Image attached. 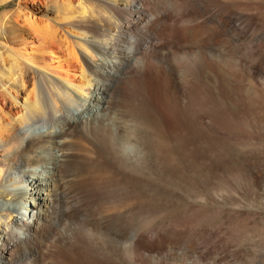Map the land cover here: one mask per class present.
<instances>
[{
	"label": "bare ground",
	"instance_id": "bare-ground-1",
	"mask_svg": "<svg viewBox=\"0 0 264 264\" xmlns=\"http://www.w3.org/2000/svg\"><path fill=\"white\" fill-rule=\"evenodd\" d=\"M9 1L0 0V5ZM33 1L53 5L52 17L45 13L44 18H37L33 12H26L17 15L14 23L0 24V156L9 157L0 171V264H22L25 260L37 264L49 242L54 246H71L88 258L97 254L102 264H136L134 261L139 257H134L133 261L128 257L130 254L125 256L122 252L141 249L138 252L147 260L145 264L152 262L151 258L169 264L171 253L167 251L171 247L199 249L200 246L192 248L191 243L181 242H193V239L207 242L208 249L215 251L218 258L232 259L241 255L236 242L233 244L226 239V231L220 228L195 229L189 225L180 229L181 225L177 228L174 223V226L165 223L164 230L151 225L142 228L133 215L165 212L174 206L172 199H182L177 190L178 199L175 200L176 190L175 195L173 189L170 191L174 185L187 193H199L215 185L217 180L216 184L223 181L224 173L244 172L249 179L257 175L261 180L260 187L256 188L264 193V130L257 127L255 117L250 115L249 122H245L247 132L244 138L241 136L243 140H239L246 151L242 156L244 167H239L241 171L238 172L229 153L237 140L230 132L233 129H228L231 109L225 99L217 100L215 91L212 92L200 78L205 67L212 70L219 63L214 57L203 56L208 50L232 51L240 55L239 63H246L256 74L262 73L263 82L253 90H258L256 96L260 98V105L251 110L264 107V0ZM243 7H247L248 12H244ZM166 24L180 25L175 39L168 38L171 32L167 31ZM59 44L64 45L63 55L77 60V65L57 53ZM176 46H189V50L194 46V49L187 56L172 59ZM48 58L57 63L53 65ZM188 75L193 78L188 80ZM133 78L140 80L143 91L139 96L130 97L124 92V85ZM237 80L236 88L240 91L246 82L242 83L239 77ZM171 89L183 96L179 103L170 99ZM224 91H221L222 97L230 101L229 94ZM239 94L238 102L247 105L249 96L243 92ZM250 98L253 100L255 96ZM147 127L161 129L167 134L184 164L181 172L175 169L177 166L168 167L163 162L167 167L150 165L144 168L146 174L129 171L130 181L126 183L118 179L100 183L87 178L90 173H86L88 161L84 157L91 153L93 146L112 160L129 164L134 161L132 141H138L140 147L148 151ZM106 138L111 142L106 143ZM156 170L162 176H157ZM162 179L173 186L166 185V188L163 186L166 183L161 184ZM246 190L252 199L256 192L260 193L251 187ZM181 193L183 196L184 192ZM127 199L134 200L132 208L129 206L119 214H114L113 209L112 212L105 210L107 205ZM258 203L245 205L241 201L234 214L248 224L260 222L264 230V203ZM64 223L67 227L62 229ZM87 224L100 228L105 240L99 242L83 235L80 226L87 227ZM146 226L148 228L144 229ZM123 239L126 248L120 251L118 246L122 243L117 244ZM157 248L160 251L153 254ZM201 252L202 255L206 253L205 250Z\"/></svg>",
	"mask_w": 264,
	"mask_h": 264
},
{
	"label": "rangeland",
	"instance_id": "rangeland-1",
	"mask_svg": "<svg viewBox=\"0 0 264 264\" xmlns=\"http://www.w3.org/2000/svg\"><path fill=\"white\" fill-rule=\"evenodd\" d=\"M19 1H22V3H19ZM38 3V4H37ZM44 5V6H43ZM48 6V8H47V10H46V7ZM50 8V9H49ZM53 8V5H50V4H43V3H39V2H35V1H33V0H27V1H25L24 2V0H11V1H9V2H7V3H5V4H2V5H0V24H10V23H14V21H15V17L17 16V15H19L20 13L21 14H27L28 12H33L34 14H35V16L37 17V18H44V14L46 13V14H49V15H51V17H52V11L54 10H52L51 11V9ZM42 9V10H41ZM242 9V8H241ZM29 10V11H28ZM244 12L246 11V12H248V8L247 7H243V9H242ZM24 11V12H23ZM47 11V12H46ZM51 13H50V12ZM27 12V13H26ZM41 16V17H40ZM19 24H22V22H19ZM171 25V26H170ZM179 24H177V25H174V24H166V26H168L167 27V31L168 32H171V33H169L170 35H169V37L168 38H174L175 39V35L178 33L177 31H179L180 30V25L178 26ZM174 26H176V27H174ZM178 26V27H177ZM170 27V29H168ZM172 27V28H171ZM173 28H175V29H173ZM177 29V30H176ZM175 31V32H174ZM167 32V33H168ZM175 36V37H174ZM191 38H193L192 36H191ZM58 48H56V50H57V53L58 54H60V55H62L63 57H65L67 60L69 59V61L70 62H72L73 61V63H75L76 65H77V60H71V56L70 57H68L67 55H63V53H64V45H62V44H59L58 46H57ZM184 48H185V50H184ZM182 47V46H176L175 48H173V50H175L176 51V55L174 54V58H172V59H176V58H180V57H182V56H187L188 54H190V51L191 50H193L194 49V46H191L190 47V50L188 49L189 48V46L187 47ZM187 48V49H186ZM193 48V49H192ZM60 49H61V51H60ZM59 51V52H58ZM170 51V50H169ZM182 51H185V52H182ZM216 51V52H215ZM60 52H62V54L60 53ZM188 52V53H187ZM220 52V50H213V51H210V50H208V52H206L207 54H204V53H202V55L204 56V57H206V58H210V59H213V57L214 58H216V60L219 62L218 63V65L216 66V68H214V69H212V70H210V68H207V67H205L204 68V71H201V73H200V78H201V80H202V82L205 84V85H207V86H209L210 88H211V91L212 92H214V94L216 95L215 96V98L217 99V100H226V103H227V105L229 106V108L231 109V113H229L228 114V116H229V118H228V121L230 122V127L228 128L229 129V131H230V129L233 131H230L231 132V134L232 135H234L236 138H237V140H236V142H234L235 144H234V146L233 145H231V147L229 148V153H230V156H231V158H232V160H231V163H232V165L235 167L236 166V168H239V167H244V165L243 164H245V162L243 161V155H244V153L243 152H245L246 150H245V146H244V143L242 142V140H243V138H244V136H245V134H246V132H247V128L245 127V126H247V124H245V122L247 121V123L249 122V116L251 115V116H254L255 117V121H256V124H258L257 125V127L259 128V129H263L264 130V119H263V117H264V107L262 108V107H258L259 109L257 110V108H255V111L254 112H257V113H255L254 114V112H253V110H251V108H253V106H255V105H260V98L258 99V97L256 96V94H257V92H258V90H257V92H256V90L255 91H253L254 89H257L259 86H260V84L263 82V75H262V73H257L256 74V71H252V70H250L251 68H249V67H247L248 65L246 64V63H243V62H241L240 61V63H239V58H240V55H238V54H236V53H234V52H232V51H229V52H227V51H221L220 53H219V55H218V53ZM222 52H223V54H222ZM181 55H180V54ZM211 53V54H210ZM212 53H213V55H212ZM216 53V54H215ZM185 54V55H184ZM230 54V55H229ZM232 54V55H231ZM178 55H180V56H178ZM206 55V56H205ZM208 55V56H207ZM209 55H210V57H209ZM226 55V57L224 58L223 56H225ZM216 56V57H215ZM219 56V57H218ZM229 56V57H228ZM212 57V58H211ZM233 57V58H232ZM50 58V57H49ZM48 58V59H49ZM73 58V57H72ZM52 59V58H51ZM229 59V60H228ZM237 60V62H236V60ZM224 60V61H223ZM222 61V62H221ZM227 61V62H226ZM232 62V63H234V64H232V63H229V62ZM49 62H52L50 59H49ZM57 63V62H56ZM55 62H52V64L53 65H55L56 64ZM222 63V64H221ZM224 64V65H223ZM237 64V65H236ZM221 65V66H220ZM235 65V66H234ZM240 66V68H239V66ZM244 65V66H243ZM247 65V66H246ZM225 66H226V68H225ZM230 66H232V67H230ZM238 66V67H237ZM242 66H243V68H245V69H242ZM222 67V68H221ZM207 68V69H206ZM224 68L226 69V70H224ZM228 68H229V70H228ZM238 68H239V70H238ZM247 68H249V69H247ZM206 69V70H205ZM217 69L218 70H220L219 71V73L217 72ZM231 69H233V70H231ZM239 71H237V70ZM241 69L242 70H245V71H241ZM213 70H214V72H213ZM247 70H249V71H251V72H249V71H247ZM211 71V72H210ZM226 71V72H225ZM234 71H235V73H234ZM242 72V76L240 77V75H241V72ZM207 72V73H206ZM248 72V73H247ZM221 73H224V74H221ZM227 73V74H226ZM240 73V74H239ZM246 73V74H245ZM208 74V75H207ZM213 74V75H212ZM233 74H234V77H233ZM237 74H239L238 75V77L239 78H241L242 80V83H245V84H243V86H242V89L239 91V89L238 88H236L237 87V82H238V80H237ZM259 74V75H258ZM206 75V76H205ZM210 75V76H209ZM232 75V76H231ZM256 75H258V77L256 76ZM189 76V75H188ZM225 76V77H224ZM213 77H215V78H213ZM220 77H222V78H220ZM236 77V78H235ZM246 77V78H245ZM250 77H251V79H250ZM252 77H254L253 79H252ZM190 79V78H193V76L192 75H190L189 77H187V79ZM203 78H204V80H203ZM208 78V79H207ZM220 78V79H219ZM223 78H225L226 79V81H228V82H224L225 81V79H223ZM231 78V79H230ZM235 78V79H234ZM245 78V79H244ZM257 78H259V79H257ZM137 79V80H136ZM188 79V80H189ZM218 79V80H217ZM229 79V80H228ZM136 82H135V81ZM191 80V79H190ZM213 80V81H212ZM232 80V81H231ZM235 80V81H234ZM251 80H253V81H251ZM256 80V81H255ZM130 82V84L129 83H126V84H128V85H124L125 87H124V92L127 94V96H130V97H133V96H139L140 95V93H142V91H143V85L140 83V80H138V78H133V79H131V80H129ZM131 81L133 82L132 84H131ZM216 81V82H215ZM244 81V82H243ZM250 81V82H249ZM259 81V82H258ZM262 81V82H261ZM235 82V83H234ZM253 82V83H252ZM256 82V83H255ZM214 83V84H213ZM217 83H219V85L217 84ZM221 83H223V84H221ZM253 84H256L255 86L253 85ZM252 85H253V87H252ZM129 86V87H128ZM212 86H214L215 87V89L216 90H214L213 89V87ZM224 86H226V87H224ZM251 86V87H250ZM258 86V87H257ZM136 88V89H135ZM138 88V89H137ZM222 88V89H221ZM233 88H234V90H233ZM228 89V90H227ZM235 89H237V90H235ZM126 90V91H125ZM225 90V91H224ZM228 92H227V91ZM231 90H233V91H231ZM217 91V92H216ZM221 91H224L225 93H227V94H229V99H230V101H227V99L225 98V97H222L223 95H222V92ZM235 91V92H234ZM173 92V93H172ZM244 93V94H246V95H248L249 96V102H248V100H247V105H245L244 106V104H241V103H239L238 102V100H239V98H240V94L239 93ZM177 91L175 90L174 91V89H171V91H170V93H169V97H170V99L171 100H173V102H175V103H179L180 102V100H182V98H183V96L180 94V93H177ZM237 96H236V95ZM251 94V95H250ZM132 95V96H131ZM219 95V96H218ZM234 95V96H233ZM254 97L255 96V98H253V100H252V98H250V97ZM234 97V98H233ZM219 98V99H218ZM236 98V99H235ZM238 98V99H237ZM235 99V100H234ZM257 99V100H256ZM220 100V101H221ZM179 101V102H178ZM252 101V102H251ZM254 101V102H253ZM237 102H238V104H237ZM234 103V104H233ZM229 104H231V105H229ZM249 104V105H248ZM239 105H241V106H239ZM239 106V107H238ZM232 107V108H231ZM241 107H242V109H241ZM243 107H245V108H243ZM247 108V109H246ZM249 108H250V110H249ZM260 108H262V109H260ZM240 109V110H239ZM236 110H238V111H236ZM245 110H247V111H245ZM260 110V111H259ZM252 112V113H250V112ZM234 112V113H233ZM241 112V113H240ZM249 112V113H248ZM233 113V114H232ZM237 113V115H235ZM240 113V114H239ZM259 113V114H258ZM254 114V115H253ZM256 114H257V117H256ZM245 115V116H244ZM258 115H260V118L262 119H260L259 118V116ZM261 115H262V117H261ZM248 117V118H247ZM245 119V120H244ZM242 120V121H241ZM258 121H260V122H258ZM258 122V123H257ZM262 123V124H261ZM236 124V125H235ZM263 126V128H260V127H262ZM250 126V125H249ZM148 129H147V131H148V139H149V146H148V151H146L145 149H142L141 147H140V144H138V141H135L134 140V143H133V141H132V147H133V152H132V158H134V161H132V162H130L129 164H128V161H123V162H121V161H115V160H112V158L109 156V155H107L106 153H104L101 149H99V148H97V147H94L93 146V150L91 151V153L90 154H88L86 157H84V158H86V160L88 161V168H87V171H86V173H90V174H87V178L88 179H90V180H92V181H97V182H100V183H104V182H108V181H111V180H119V181H123L124 183H126V182H129L130 180H128V172L130 171V173H133L134 172V174H137L138 175V173L139 174H146V172H144V170L146 169V167H150V165L151 166H154V167H156V165L158 166V167H162V166H164V167H167V165H168V167H175V166H177V167H175V169L176 170H178V168H179V171L181 172V168H184V164L182 163V160L178 157V155L175 153V150H174V147H173V145H172V142L170 141V139L169 138H167V134L165 133V132H163V130H161V129H157V128H155V130H154V128L153 127H147ZM153 128V129H152ZM243 129H245V130H243ZM83 130V132L85 131V127L82 129ZM158 130V131H157ZM160 131V132H159ZM159 132V133H158ZM241 134V135H240ZM153 137H152V136ZM244 135V136H243ZM151 136V137H150ZM239 136L241 137V138H239ZM240 139H242L240 142L241 143H243V144H241L240 142H239V140ZM110 139L108 138H106V140H105V142L106 143H109V142H111V141H109ZM161 142H160V141ZM92 141H90V143H91ZM151 142V143H150ZM165 142V143H164ZM94 142H92V144H93ZM154 143V144H153ZM157 143V144H156ZM239 143V144H238ZM151 144H153V145H151ZM170 144V145H169ZM239 145V146H238ZM240 145H242V146H240ZM151 147H152V149H151ZM233 147V148H232ZM95 148H96V150H95ZM141 148V149H140ZM156 148V149H155ZM242 148V149H241ZM244 148V149H243ZM140 150V151H139ZM155 150V151H154ZM235 150V151H234ZM138 152V154H137V152ZM149 152V154H147ZM102 153V154H101ZM145 153H146V155H145ZM160 153V154H159ZM142 154V155H141ZM153 154V155H152ZM93 155V156H92ZM107 155V156H106ZM141 155V156H140ZM139 156V157H138ZM162 157V158H161ZM8 156H0V171L2 170V164L3 163H6V162H8ZM148 158V159H147ZM160 158V159H159ZM4 159V160H3ZM106 159V160H105ZM139 159H141V160H139ZM90 160H91V162H90ZM94 160H95V162H94ZM145 160V161H144ZM149 160V161H148ZM161 160H164V161H161ZM169 160V161H168ZM180 160V161H179ZM239 160V161H238ZM148 161V166L146 165V162ZM155 161H156V163H155ZM158 161V162H157ZM114 162V163H113ZM115 162L117 163V164H115ZM120 162V163H119ZM152 162V163H151ZM162 162V163H161ZM165 164H167V165H165ZM170 162V163H169ZM181 162V163H180ZM90 163V164H89ZM134 163V164H133ZM145 163V164H144ZM155 163V164H154ZM162 164V165H160V164ZM169 163V164H168ZM128 166H127V165ZM90 165H92V166H90ZM117 165H119V166H117ZM135 165H136V167H135ZM144 165V166H143ZM183 165V166H182ZM240 165V166H239ZM90 166V167H89ZM180 166H182V167H180ZM130 167V168H129ZM90 168V169H89ZM134 168V169H133ZM139 168V169H138ZM140 168H141V170H140ZM143 168V169H142ZM145 168V169H144ZM241 168H239L237 171L239 172V171H241ZM129 169V170H128ZM136 169H137V171H136ZM88 170L90 171V172H88ZM133 170H135V171H133ZM138 170H140V171H138ZM184 170V169H183ZM123 171H125V172H123ZM137 172V173H136ZM95 173V174H94ZM123 173H124V175H123ZM126 173V174H125ZM128 173V174H127ZM159 173V174H158ZM158 173H157V170H156V175L157 176H159L160 177V171H158ZM225 174H227V173H224L223 175L224 176H222L223 177V181H220L218 184H216L217 182H218V180L215 182V185H214V183H213V185H211L210 187L212 188H210V190H213V191H210V190H206V189H204V191H205V193H203L204 191L203 190H201V191H199V193L198 192H196V193H187L186 191H183V190H180V188H178L176 185H174L175 186V188H173L174 186L172 185V184H169V185H167V183H166V180L167 179H162L161 180V184L163 185V183H166L165 185H163V186H170L169 188H171L172 186V188L170 189V191L172 190V193L174 194L175 193V190H176V195L174 196V198H175V200H176V198L178 199V197L179 198H182V199H178V200H176V201H174V199H172L173 197H171L173 194L171 193L170 194V199H172L173 200V202L175 203L174 204V206H172L171 208H169V209H167V210H165V212L163 211V212H161V213H158V214H156V215H146V216H141V215H137V214H134L133 215V219L134 220H136L139 224L141 223V227L143 228L145 225H151L150 227H152V228H154V229H159V230H161V229H163L164 230V228L166 229V227L167 226H174V224H175V227H177V228H179V226H180V229H181V227H185V226H191V227H193V228H195V229H201L200 227H202L203 229H205V228H213V226L214 227H217V228H220L221 230H224V231H226V236H225V238L226 239H228V240H230L233 244H235V242H236V246L237 247H239L238 249L239 250H241L240 252H239V254L241 253V255H238V257H236V258H232V259H229V258H227V257H224L223 259H221V258H218L217 256H216V253H215V251H213L212 249H208V244H207V242H205V241H202V239L201 240H198V239H193L192 241L193 242H186V241H183V240H181V242L182 243H191V247L192 248H197L198 246H200L201 247V245H202V248H200L199 247V249L198 250H196V251H193L192 249H190L189 247L188 248H179V247H171L170 249H169V252L167 251V253H171L170 254V259H169V261H168V263L169 264H183V263H187L189 260V264H214L215 263V261H216V263L215 264H256V262H257V264H258V262H259V264H264V251H262V250H264V230H263V224H261L260 222H255V223H253V224H248L246 221H244V220H242V219H237L236 218V215L234 214L237 210H238V208H236V207H238V205L239 204H241V201H242V204H247V205H257V203L258 204H260L261 202L262 203H264V193L262 194V192L263 191H261V190H258V188H256V187H260V180L261 179H259L258 178V176L256 175V178H255V176H253V177H250V179H251V181H249L250 179H249V177L243 172H239V173H237L236 172V174H234L233 172L232 173H230V174H227L228 175V177H226L225 176ZM90 175V176H89ZM94 175V176H93ZM154 177L156 176L155 174H152ZM229 175H230V177H229ZM244 175V176H243ZM98 176V177H97ZM100 176V177H99ZM124 176H126V177H124ZM162 176V175H161ZM92 177H94V178H92ZM100 178H102V179H100ZM126 178V179H125ZM244 178V179H243ZM252 178H255V179H252ZM257 178H258V180H257ZM94 179V180H93ZM108 179V180H107ZM105 180V181H104ZM155 180H156V178H155ZM225 180H227V183H226V181ZM253 180V181H252ZM256 180V181H255ZM121 181V182H122ZM157 181V180H156ZM225 181V182H224ZM240 181V182H239ZM158 182V181H157ZM156 182V183H157ZM230 182V183H229ZM247 182V183H246ZM252 182V183H251ZM257 182H258V184L259 185H257ZM224 183V185L225 186H223L222 184ZM234 183V184H233ZM248 183H249V185H248ZM256 183V184H255ZM220 184H221V186H220ZM227 184H228V186H229V184H231V186H234V187H232L233 188V192H232V188H231V186H229V187H227ZM251 184V185H250ZM217 185V186H216ZM245 185V186H244ZM167 186H166V188H167ZM215 186L218 188H215ZM219 186V187H218ZM223 186V187H222ZM213 187H214V189H213ZM220 187H222V188H220ZM227 188V190H226V188ZM248 187H251V188H255L256 190H258V191H260V193H257L256 192V196H255V198H253L252 199V197L251 196H249L246 192H247V190H246V188H248ZM168 188V189H169ZM229 188H230V190H229ZM242 188H244V190L242 189ZM219 189H221V190H219ZM242 189V190H241ZM177 190H178V194L179 195H181V196H178V194H177ZM217 190H219L220 192H218ZM235 190H238V191H235ZM180 191L181 192H184L183 193V196H182V193L180 194ZM230 191V192H229ZM200 192H202V194H204V195H202ZM207 192V193H206ZM211 192V193H210ZM212 192H215V195H216V197H215V195L214 194H212ZM224 192H225V194H224ZM231 195L232 193H233V195L232 196H228V193ZM237 192V193H236ZM198 193V194H197ZM219 193V194H218ZM221 193V194H220ZM226 193H227V195H226ZM234 193H236V194H234ZM240 193V194H239ZM186 194V195H185ZM194 194V195H193ZM201 194V195H200ZM209 194V195H208ZM212 194V195H211ZM238 194V196H236ZM257 194H258V196H257ZM189 195H190V197H189ZM195 195H196V197H195ZM217 195H219V196H217ZM222 195H224V196H222ZM225 195L227 196V197H225ZM239 195H243L242 197L241 196H239ZM178 196V197H177ZM192 196V197H191ZM202 196V197H201ZM208 196V197H207ZM209 196H211V198L209 197ZM213 196V197H212ZM222 196V197H221ZM234 196H236V198L234 197ZM246 196H247V198H246ZM169 197V196H168ZM194 197V198H193ZM200 197V198H199ZM206 197L208 198V199H206ZM219 197H220V199H219ZM235 198V200H234V198ZM244 197V198H243ZM221 198L223 199V200H221ZM231 198H233V199H231ZM263 198V199H262ZM193 199V200H192ZM196 199V200H195ZM209 199H211V200H209ZM228 200V202H227V200ZM231 199V200H230ZM205 200V201H204ZM214 200V201H213ZM221 200V201H220ZM225 200V202L223 203V201ZM230 200V201H229ZM260 200H261V202H260ZM263 200V201H262ZM183 203H182V202ZM232 201V202H231ZM237 201V202H236ZM239 201V202H238ZM253 201V202H252ZM231 202V203H230ZM237 204H236V203ZM245 202V203H244ZM118 203V204H117ZM117 203H112V205L111 204H109V205H107L106 207H105V210L107 211V210H110L111 212H112V209H113V212H114V214H119V213H121V212H124L125 210H127V209H129L130 207L129 206H131V208H132V206L134 205V200H129V199H127V200H123V201H120V202H117ZM122 203V204H121ZM194 203V204H193ZM228 203H230V204H228ZM239 203V204H238ZM250 203V204H249ZM252 203V204H251ZM130 204V205H129ZM232 204V205H231ZM245 204V205H246ZM230 205V206H229ZM117 206V207H116ZM233 206V207H232ZM121 207V208H120ZM201 208V209H200ZM124 209V210H123ZM118 210V211H117ZM230 210V211H229ZM215 211V212H214ZM232 211V212H231ZM117 212V213H116ZM119 212V213H118ZM189 212V213H188ZM230 212V213H229ZM196 213V214H195ZM229 213V215L228 216H226L227 214ZM189 215V216H188ZM225 215V216H224ZM151 216V217H150ZM154 216V217H153ZM159 216V217H158ZM182 216H184V217H182ZM192 216V217H191ZM176 217V218H175ZM226 217V218H225ZM229 217V218H228ZM143 218V219H142ZM151 218V219H150ZM171 218H173V219H175V220H173V219H171ZM190 218H192V219H190ZM232 218V219H231ZM155 219V220H154ZM179 219V220H178ZM185 220V221H183V220ZM207 219V220H206ZM150 220V221H149ZM191 220V223L189 222ZM193 220V221H192ZM209 220V221H208ZM188 221V222H187ZM145 222V223H144ZM147 222V223H146ZM170 222V223H169ZM179 222V223H178ZM182 222V223H181ZM164 223V224H163ZM167 224V226H166V224ZM172 223H174V224H172ZM177 223V224H176ZM185 223H187V225L185 224ZM188 223H190V224H188ZM170 224V225H169ZM197 224H198V228H197ZM255 224V225H254ZM260 224V225H259ZM88 226L86 227V225L83 227H81L80 226V231H82L83 232V235H85V236H87V237H91V238H93V239H96L97 241H99V242H101V240L103 241V240H105V239H103V235H102V230L100 229V228H96L93 224H87ZM91 225H92V227H91ZM143 225V226H142ZM193 225H195V226H193ZM248 225V226H247ZM146 226V228H144V229H147L148 227ZM166 226V227H165ZM212 226V227H211ZM255 226V227H254ZM258 226H261V227H258ZM67 227V223H64L62 226H61V228L62 229H65ZM86 227V228H85ZM159 227V228H158ZM248 227V228H247ZM255 228V230H254V228ZM258 227V228H257ZM84 228V229H83ZM251 228L253 229V230H251ZM260 228V229H259ZM183 229V228H182ZM100 231V232H99ZM255 231H256V233H255ZM228 232H230V233H228ZM232 232V233H231ZM248 232V233H247ZM228 234V235H227ZM245 234V235H244ZM102 235V236H101ZM228 237V238H227ZM230 238V239H229ZM245 238V239H244ZM154 239L155 240H157L158 238L157 237H154ZM241 239V240H240ZM255 239V240H254ZM257 239V240H256ZM233 240V241H232ZM238 241V242H237ZM248 242H250L249 244H248ZM120 243H122V244H120ZM238 243V244H237ZM252 243V244H251ZM121 246H123V247H121ZM239 244H240V246H239ZM117 245H119L118 247H119V250L120 251H123L126 247H125V245H126V240H120V242L117 244ZM242 245V246H241ZM243 245H245L244 247H243ZM54 244H53V242H49L48 243V248L46 247V248H44L43 249V256H41V257H39L38 258V261H37V264H102L103 262H101V258L100 257H98L99 255H97V254H92V255H90L89 256V258H88V256H85V255H83V254H81L80 252H78L77 250H75L73 247H71V246H61L60 244H57V245H55L54 247ZM58 246V247H57ZM259 246V248H257ZM55 247L57 248L56 250H55ZM47 249H49V250H51V251H49V250H47ZM62 249H64V250H62ZM186 249V250H185ZM246 249V251H244ZM143 249H141V250H136V251H132V252H125V250L123 251V252H125V253H123L122 252V254H125V256L127 255L126 253H128V257L130 258V256H131V260H135V258L136 257H139V258H136V260L134 261V263H143V261H144V263L143 264H145L146 263V261L147 260H145L144 258H141L142 257V254L140 253L141 251H142ZM182 250H184V251H182ZM202 250H205V254H203L202 255ZM56 251H57V253H56ZM138 251H140V252H138ZM160 251V249H156L155 250V252H153V254H156V252H159ZM186 251V252H185ZM191 251V252H190ZM262 251V252H261ZM60 252V253H59ZM66 252V253H65ZM190 252V253H189ZM197 252H198V254L199 255H197ZM45 253V254H44ZM63 253V254H62ZM65 253V254H64ZM77 254V255H76ZM181 256H180V255ZM188 254H189V256H188ZM194 254V255H193ZM213 254V255H212ZM80 255V256H79ZM182 255H183V257H182ZM187 255V256H186ZM207 255H209V257L207 256ZM248 255H250V256H248ZM262 255V256H261ZM48 256V257H47ZM95 256V257H94ZM179 256V257H178ZM192 256H194V257H192ZM196 256V257H195ZM198 256V257H197ZM202 256V257H201ZM204 256V257H203ZM247 256H248V258H247ZM81 257V258H80ZM85 257V258H84ZM87 257V258H86ZM132 257L134 258V259H132ZM187 257H189V259L187 258ZM206 257V258H205ZM209 259H208V258ZM93 258H95L96 260L98 259V261H96L95 259H93ZM174 258V259H173ZM194 258V259H193ZM205 258V259H204ZM34 259V258H33ZM56 259V260H55ZM87 259H89L88 261H87ZM139 259V261H137ZM172 259V260H171ZM192 259V260H191ZM197 259V260H196ZM212 259V260H211ZM214 259V260H213ZM217 259V260H216ZM240 259V260H239ZM259 259V261H257ZM83 262H81V261ZM86 262H85V261ZM94 260L96 261V262H94ZM152 262H149L148 264H161V263H158V260L157 259H153V258H151L150 259ZM177 260H178V262H177ZM26 261V262H25ZM25 261H23L22 262V264H33L32 262H33V260H31V263L28 261L27 262V260H25ZM90 261V262H89ZM141 261V262H140ZM157 261V262H156ZM212 261V262H211ZM226 261V262H225ZM251 261V262H250ZM263 262V263H261V262ZM94 262V263H93ZM98 262V263H97ZM173 262V263H172ZM195 262V263H194ZM214 262V263H213ZM221 262V263H220ZM163 264V263H162Z\"/></svg>",
	"mask_w": 264,
	"mask_h": 264
}]
</instances>
